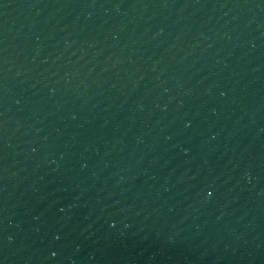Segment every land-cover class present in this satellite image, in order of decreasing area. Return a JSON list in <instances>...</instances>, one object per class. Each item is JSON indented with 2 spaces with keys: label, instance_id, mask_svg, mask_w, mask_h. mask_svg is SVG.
I'll return each mask as SVG.
<instances>
[{
  "label": "water",
  "instance_id": "water-1",
  "mask_svg": "<svg viewBox=\"0 0 264 264\" xmlns=\"http://www.w3.org/2000/svg\"><path fill=\"white\" fill-rule=\"evenodd\" d=\"M0 264H264V0H0Z\"/></svg>",
  "mask_w": 264,
  "mask_h": 264
}]
</instances>
